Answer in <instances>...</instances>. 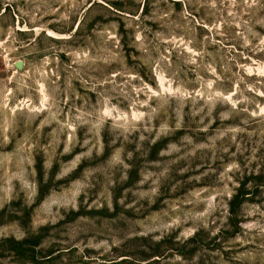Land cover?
I'll list each match as a JSON object with an SVG mask.
<instances>
[{
  "label": "rangeland",
  "instance_id": "obj_1",
  "mask_svg": "<svg viewBox=\"0 0 264 264\" xmlns=\"http://www.w3.org/2000/svg\"><path fill=\"white\" fill-rule=\"evenodd\" d=\"M263 64L264 0H0V264H264Z\"/></svg>",
  "mask_w": 264,
  "mask_h": 264
},
{
  "label": "trees",
  "instance_id": "obj_2",
  "mask_svg": "<svg viewBox=\"0 0 264 264\" xmlns=\"http://www.w3.org/2000/svg\"><path fill=\"white\" fill-rule=\"evenodd\" d=\"M246 194L247 193H245L244 191H241L240 193H238L237 195H235L229 200L228 202V222L230 223V225H233L235 227L238 226L239 222H238V217H237V211H238L240 202H242V199L244 198ZM196 239H197V235H194L191 240H196Z\"/></svg>",
  "mask_w": 264,
  "mask_h": 264
},
{
  "label": "bare ground",
  "instance_id": "obj_3",
  "mask_svg": "<svg viewBox=\"0 0 264 264\" xmlns=\"http://www.w3.org/2000/svg\"><path fill=\"white\" fill-rule=\"evenodd\" d=\"M250 72V71H249ZM257 72L258 73H260V74H264V64L263 65H259L258 67H257ZM160 81H162L161 80V78L159 79ZM262 94V93H261ZM263 95V97H264V94H262Z\"/></svg>",
  "mask_w": 264,
  "mask_h": 264
}]
</instances>
